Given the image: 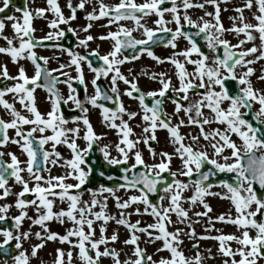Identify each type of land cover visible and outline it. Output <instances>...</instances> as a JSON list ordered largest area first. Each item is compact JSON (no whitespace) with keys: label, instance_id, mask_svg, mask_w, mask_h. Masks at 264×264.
Instances as JSON below:
<instances>
[{"label":"snow or ice","instance_id":"6c2138e0","mask_svg":"<svg viewBox=\"0 0 264 264\" xmlns=\"http://www.w3.org/2000/svg\"><path fill=\"white\" fill-rule=\"evenodd\" d=\"M0 14L10 7L12 0H0ZM91 0H79L76 6H73L72 0H68L67 7L71 10V16L65 17L58 3V0H47V4L54 16L56 17L50 22V27L59 29L60 24H68L70 20L76 19L78 10L85 9ZM205 3L215 6V15L205 12L206 16H213L214 23L210 20L200 17L193 20L188 14V10L193 7L203 9L204 3L195 4L192 0H143L137 3L136 0H119L114 5L104 3V0H98L99 11L94 7L86 16L89 21L98 20L107 17L109 24H118L117 31H110L106 36L100 39H111L114 41L112 50L105 55H101L98 50H94L89 55L95 56L102 63L98 67L93 66V62L88 55H80L67 49L68 55L71 57V65H74L78 76L76 79L80 84L85 85L87 93V85L83 75L81 62L86 61L88 68L95 74V78L91 81L95 87L93 95H85L81 100L77 90L72 85V77L68 73L63 72L65 65H61L60 69L48 70L43 65H47L48 58L38 56L35 51L40 41H36L33 33L35 29L32 26L33 14L27 7V0L23 8L16 7L15 11L22 14L21 18L15 15L0 16V39L6 41L7 46H0V54L11 57L13 63L19 60L27 59L32 62L35 67V74L29 77L25 68L21 66L18 75L9 74L7 65L0 66V76L4 80L16 81L12 86L0 88V106L5 109L10 120L0 118V147L8 143L20 146L21 150L26 153L27 160L23 162L15 153H7L10 157V163L3 160L5 153L0 151V200H5L10 196H15L13 204H0V256L4 257L2 264H31L32 258L38 256V252L45 246L47 241L59 240L60 243H68L74 249H78V259L82 264H101L102 257H109L113 264H204L206 257L199 251L193 256H187L181 247L183 240L181 239V229L174 232L168 230L167 225L172 223L171 215L175 214L180 222L183 223L188 219V211L182 206L185 199L183 193L190 188L193 194L187 198L192 205L201 204L205 212H197V216H208L212 208L205 202L207 196H219L221 199L231 201L235 208V217L231 215H220L216 219L221 222L236 225L240 230L239 236L217 235L215 237H200L201 239H216L219 241V252L227 257L223 264H258L260 259H264V89H258L254 86L251 77L254 74V68L251 67L256 61L264 60V0H246L244 8H237L235 11L238 17H232L233 26L225 28L220 19V5L217 0H205ZM170 4V7L164 5ZM181 6L183 14H181ZM255 6L256 12L253 13L252 19L255 23L248 22L244 16V9L252 10ZM46 9L38 8L35 10L36 15L43 16ZM171 14L172 19L166 20L165 14ZM155 15L157 19L154 21L156 28L148 27L144 22L145 18ZM6 21H11V27L14 32L13 37L4 34ZM121 21H132L133 28H129L120 24ZM169 23H175L176 28L167 27ZM185 24L195 28L196 31L189 32L185 30ZM92 27L91 23L83 29L87 32ZM142 30L144 39H136L133 37V31ZM69 32L75 34V29L69 28ZM226 32H234L237 37L243 34V39H239L237 44H232L228 39L224 38ZM157 33L170 34L165 40L164 35ZM206 42L207 48L213 54L211 63L210 56L206 54L198 46L194 37H200ZM65 36L63 30L55 33L49 32L44 39L59 40ZM184 37L191 45L182 52L174 53L169 58L170 62L175 65L178 70L177 75L180 81V87L174 89L183 95L177 99H173L175 104V112L179 114L184 112L188 119V124L198 125L200 127L203 139L210 141L213 150V157L222 158L223 162H219L216 158H210L206 150H197L191 144L184 143V136L180 134V126L185 123L183 119L179 124L173 126L167 113L163 112L162 99L156 97H165L171 88V81L161 79L162 88L157 91L148 93L141 92L137 83L130 81L120 70V65L129 59L135 60L139 58L137 53H133L131 57L123 55L126 49H138L139 53H147V55L160 63L163 61L160 57L154 55L150 49V44L165 42L166 46L173 49L177 47L178 38ZM259 39V46L255 41ZM92 35L86 36L79 40V46H88V42L92 41ZM18 42V43H17ZM252 43V47L244 49L243 45ZM222 49V53H221ZM258 53V55H257ZM193 54L198 56L192 59ZM183 56L185 62L182 63L177 57ZM254 56L255 59H248ZM123 57V58H121ZM43 62V65L41 64ZM194 66L193 72H188L185 64ZM243 69L237 71V69ZM53 72H61L67 79L62 81L68 87V96L65 99L56 87L61 81ZM111 75L110 95L108 91L102 90L97 85V80L101 77L107 78ZM163 74H161L162 76ZM259 80L264 81V75ZM43 80V83L40 81ZM232 80L236 82L235 91H230L226 86V82ZM123 81L126 85H130L125 95L136 99L142 108V119L147 124L143 132L146 134L143 143L148 144L149 139L156 140V129H167L172 142L177 145L175 153L180 157L183 168L177 172L170 169L172 156L167 152L160 153V162L154 164H146L139 150L134 152L135 162L130 167L122 169L120 179L123 181L114 187H106L100 185L98 190L88 189L91 193V200H84L82 186L86 184L91 175L92 168L82 167L87 164L86 157L92 151L94 144L103 137L98 135L88 118L89 107L101 109L103 120L109 128L118 129L121 135L120 142L115 145L116 150L122 158H114L110 155L109 145L100 148L104 159L111 165L127 164L130 159V153L136 148L140 140H133V129L129 126L128 121L124 120V115L131 120L140 113L128 112L123 101L119 99V89L117 82ZM45 88L49 93L51 110L46 114H42L37 107L35 97L36 89ZM219 87V91L216 88ZM203 89V92H197L200 97L194 103H190L187 107L181 101L189 99V91ZM133 93L138 95L133 96ZM8 94H12L13 102L5 99ZM153 98L151 106L146 102V98ZM112 101L116 107H107L104 102ZM18 102L24 111L29 115H24L15 106ZM69 102L75 105L76 109L81 112L80 116L72 117L71 120L66 119L61 111V104L67 105ZM227 105L224 107V105ZM254 105H259L258 109H254ZM207 108L212 114V119L204 115V109ZM245 110V111H242ZM251 115V120L247 117ZM120 123L117 124L116 121ZM85 126L83 137L80 136V123ZM213 122L225 125L224 129H214L211 132H205L204 126ZM255 122V123H254ZM69 123L76 124V127L68 128ZM30 125L31 128L27 132L23 126ZM15 130V138L8 135V130ZM51 132L50 135L46 134ZM39 133V137L35 134ZM235 135L239 138L240 143L232 139ZM82 138L86 142V147L81 149L77 144V139ZM191 139L196 142L199 137L193 136ZM51 142V151L44 150V146ZM59 144L66 145L72 152V158L65 161L68 171L63 176L48 175L45 177L44 172H49L48 164L56 165L61 157V153L56 150ZM230 150V155H224L225 150ZM153 157L156 156L154 149H149ZM55 157V159H53ZM143 166V170H137L138 166ZM206 165H211L205 171ZM27 172L29 179H25L23 173ZM168 172L172 177L171 181L162 175ZM220 173L231 174L229 178L220 179L215 184L209 182L210 177H216ZM195 179H191L193 175ZM104 175L103 172L100 173ZM188 177L186 183L177 178V176ZM74 179L76 183H66L67 179ZM107 179H114L108 176ZM14 181L22 188L18 193H14L9 181ZM207 182V183H206ZM220 187L225 192H213L211 189ZM118 189L135 190L139 195H132L128 199L121 201L116 195ZM164 193L158 195V201L150 200V194ZM104 193L116 199V206L121 209L120 218L111 216L107 212V197L103 200L99 199ZM27 195H33L35 198L27 199ZM66 204L67 207H61L54 210L56 201ZM167 200V206H165ZM143 204V214H148L156 218V222L147 225V227H139L140 221L131 223L128 217L130 213L126 210L131 205ZM15 207L19 214L10 216L9 211ZM35 211V216H29L28 209ZM99 208L97 211L96 209ZM136 214H141L140 208L135 209ZM30 220L32 225H38L42 231L34 233L40 243L30 246L29 249L24 247L25 241L33 236L31 228L23 230L25 220ZM65 219L73 225L68 229L66 234L59 235L51 232L47 226V222L57 220L61 224ZM110 220H115L117 224L125 225L132 233L130 238L125 240L126 245L133 246L130 256L121 259V253L115 248L108 247L110 242H116L118 235L114 233L111 237H106V225ZM11 221V224L8 222ZM97 221H103L100 226V237L96 238V229L94 224ZM209 223L212 219L209 218ZM87 229V230H86ZM154 230L158 235H153ZM137 232L146 233L149 241L162 240V248L157 249L158 252L167 251V258L161 257L160 260L154 261L152 256L148 255L146 249L140 246V237ZM254 233V235H253ZM191 237H195L193 230L189 233ZM75 237V242L73 241ZM12 241H15L14 246ZM230 242H235L238 247L233 249ZM101 246L103 251H101ZM198 248V245H194ZM211 251V250H209ZM15 252V254H13ZM239 257V259H237ZM67 258V259H65ZM43 264V262H41ZM53 264H73V252L70 250L65 252L63 249L56 250V258Z\"/></svg>","mask_w":264,"mask_h":264},{"label":"rangeland","instance_id":"374dc122","mask_svg":"<svg viewBox=\"0 0 264 264\" xmlns=\"http://www.w3.org/2000/svg\"><path fill=\"white\" fill-rule=\"evenodd\" d=\"M143 2V0H136ZM119 0H104V3L109 4V5H114L118 3ZM193 3L195 4H200L204 3L205 7L203 9L199 7H193L188 10V14L192 17L193 20H198L200 17H204L205 19H208L214 23L213 16H206L205 12L212 13L215 11V6L212 4L205 3V0H192ZM217 2L220 5V13L222 15V20H223V25L224 27L231 28L233 26V20L230 19L232 17H238V13L235 11L237 8H244L246 0H217ZM29 3L34 4L35 8H44L46 9V18L43 20H37L35 21L34 28L38 29V25L44 26L45 29H47V25L49 24V21L55 19L54 14L50 11L47 10L49 8L47 4V0H29ZM58 3L60 4V7L63 11L64 16H68L69 13H71V10L67 7L68 0H58ZM79 3V0H72L73 6H76ZM0 6H2V3H0ZM93 7L97 9V12L99 11V4L98 0H91V3L87 4L85 9L83 10H78L77 12L79 15L76 17L74 20H70L68 24L63 25V29H69L67 27H72V29H76L79 31L82 30L83 28L87 27L89 23H91L92 27L90 28L92 30V36L96 38V40L99 39L101 36H106L110 31H117L118 29V24H109L105 22H99L96 23L94 21H89L86 19V16L89 12L93 10ZM171 6V5H170ZM169 6V7H170ZM34 8V9H35ZM256 12L255 6L253 7L252 10L244 9V16L246 17L248 22L255 23V21L252 19L253 13ZM17 12L15 11V8L11 7V12L8 13V15H15ZM181 14H183V9L181 6ZM6 15L5 13L0 14V16ZM157 19L155 15H151L147 18H145V23L147 24L148 27L156 28L157 26L155 25L154 21ZM165 19L166 20H171V14L166 13L165 14ZM42 21V22H41ZM11 21H6V28L4 30V34L9 36L10 38L14 36L13 29L11 28ZM121 24V22H120ZM111 26V28H109ZM124 26L133 28L134 24L132 21H128V23ZM167 27H170L172 29L176 28L175 23H169ZM65 29V30H66ZM80 29V30H79ZM138 33L136 31H133V36L136 38L138 37ZM86 36L85 33L80 34V37L84 38ZM141 38L143 39V35H141ZM224 38L232 41L233 43H238L239 39H243V34H241L239 37H237L236 33L234 32H226L224 34ZM138 39V38H136ZM18 43V42H17ZM113 43V42H112ZM256 45L259 46V39L255 41ZM177 47L173 49L171 46H164L161 47V49H156V52H153L155 56L160 57V59L163 61V63L158 62L155 64L156 69L158 72H161L164 70L168 65L164 63H171L169 58L173 56L174 53L182 52L185 49L189 48L184 39V37H180L176 41ZM0 46H7L6 41L3 39H0ZM207 47V45H205ZM244 49L252 47V43H248L247 45H243ZM213 55V54H212ZM258 55V53H257ZM10 56L5 55V54H0V66L2 65H9L11 66L12 60L9 58ZM182 63L185 62V58L182 56L177 57ZM213 56H210L209 63H211V59ZM248 59H255L254 56L248 57ZM251 67L254 68V74L255 73H262L264 72V60H258L256 63L251 65ZM128 106L126 105L125 108ZM129 112H131V108L128 109ZM176 112L175 109L173 110V115L175 116ZM178 116L183 115V119L185 121L186 117L185 113L180 112L177 114ZM213 117V116H212ZM124 120L128 121V116L126 115ZM129 121H132L129 120ZM176 122H179L178 119H176ZM225 126L219 125V127L215 124H211L209 127L205 129V132H211L214 129H221L223 130ZM182 132H185L187 138L189 141L192 143V145L197 149V150H206L209 154L210 158H216L219 160V162H223L222 158L220 157H213V150L210 146V141H206L203 139L202 134H200L199 130L193 129V131L189 130H184V128H181ZM167 135L164 132L157 131L156 132V144L154 146V150L156 151V158H154L152 161V164L159 163L161 157L160 153L162 152H167L172 156V161L170 164V169L171 171H176L179 173V171L183 168L182 161L180 157L175 153V148L177 147L172 141H170L167 137ZM197 136L199 137V140L194 142L191 137ZM131 138V137H130ZM120 137L117 136L115 132L110 131L107 129L106 136L102 140L101 147L104 145H109V150H110V155L111 157L114 158H122L120 156V153L116 150L115 145L120 142ZM133 139V138H132ZM233 140H236V142L239 144V138L236 137L235 135L232 136ZM52 147L48 148V151H51ZM57 151L60 152L59 148ZM139 150L142 154L143 149L137 144L136 148L133 149V151L129 154L130 159L128 163L131 165L135 162L134 158V152ZM224 155H230V150H225ZM6 156V154H5ZM62 157V156H61ZM55 158V157H53ZM63 163H57L56 165H52L49 163L48 168L51 170L49 172H44L43 175L47 177L49 174L52 176H63L65 175L70 169H68L66 166H63ZM24 167V166H23ZM85 167V170H87V166H82ZM25 179H29L27 172L23 173ZM184 182H188L186 178H181V176L178 178ZM74 179H67L66 183H76ZM9 186L12 187V190L14 193H18L19 191L22 190L21 186L19 184H15L14 181L10 180L9 181ZM84 186V185H83ZM88 189H93V190H98L99 187L97 188H91L87 186H84L82 188L83 190V199L84 200H91L92 196L91 193L88 192ZM213 192H218V193H223L225 192V189L220 188V187H214L211 189ZM193 194V189L190 188L189 190L185 191L183 193L184 200L182 201V206L188 211V219L185 220L183 223L180 222V219L175 215H171V220L172 223L168 224V230L170 232H174L176 229H181V239L183 240L182 248L187 256H193L196 251H199L201 254H203L206 259L204 261V264H223V261L227 259V257H224L220 252H219V241L216 239L208 238V239H201L200 237H215L217 235H230L234 234L239 236L241 234V230L234 224L231 223H226V222H221L217 220L216 218L220 215H225L226 217L231 215L233 218L235 217V208L232 205L231 201L227 199H221L219 196H207L205 197V202L209 204V206L212 208V211L208 213V216H197L196 213L200 212L203 213L206 211V209L203 208V206L199 203L192 205L190 202L187 201V198L190 197ZM116 195L120 197L121 201L128 199L132 195H139V193L135 190H125V189H118L116 192ZM164 195V193H162ZM107 197V212L109 215L116 217V219L120 218V212L122 211L116 206V199L112 196H110L108 193H104L102 196L99 197V199L103 200L104 197ZM16 197L10 196L6 198L5 200H0V204L3 203H9L13 204L15 202ZM165 206H167V200H165ZM61 207L66 208V204H61L59 200L56 201L55 208L54 210H59ZM140 208L141 214H136L135 209ZM143 204H134L131 205L128 209L123 210L126 211L127 213H130V216L128 219L130 220L131 223H135L136 221H140L139 227H147L149 224H153L156 222V218L148 215V214H143ZM97 211L99 208L96 209ZM29 216H35V211L32 208L28 209ZM19 212L18 210L13 206L10 211L9 215L10 216H15L18 215ZM209 218L212 219V223H209ZM103 224V221H97L94 224V228L96 229V238L100 237V226ZM47 226L51 232H56L59 235H64L66 234L67 230L72 228L73 225L70 221L65 219V222L61 224L57 220H52L50 222H47ZM1 227V226H0ZM106 227V232L104 235L106 237H111L114 233L118 235V240L116 242H110L108 247L115 248L117 251L121 253V259H126L128 256L131 255L133 246L131 245H126L124 243L125 240L129 239L131 236V232L126 227L125 225H120L117 224L115 220H110ZM31 228V231L33 232V236L31 237L30 240L25 241L24 247L26 249H29L30 251V246L40 243L39 240L36 239L34 233L37 231H42L40 226L38 225H32L30 220H25L23 224V230H29ZM87 230V229H86ZM193 230H195L196 236L191 237L189 233H191ZM153 232V235H158V232L154 230H150ZM140 237V246L144 249H146V252L148 255L152 256L154 261H159L161 257L167 258L169 256V253L167 251H161L158 252L157 249L162 248L163 246V241L162 240H154V241H149V237L146 233L142 232H137L136 233ZM254 235V233H253ZM73 241L75 242V237L72 238ZM3 240V237L0 236V241ZM15 244V241H12V245ZM231 247L233 249L237 248L238 245L235 242H230ZM194 245H198V248H194ZM103 247L101 246V251H103ZM60 248L63 249L65 252L72 251L73 252V264H82V262L78 259V249L72 248V246L68 243H60L59 240L55 241H47L45 243V246L39 250L38 256L35 258H32L31 264H53L55 258H56V250ZM211 250V251H209ZM3 257L0 256V264H2ZM67 259V258H65ZM239 259V257H237ZM9 264H12V261L9 259ZM101 264H113V261L109 257H102L101 258ZM258 264H264V259H260L258 261Z\"/></svg>","mask_w":264,"mask_h":264},{"label":"flooded vegetation","instance_id":"af4514ba","mask_svg":"<svg viewBox=\"0 0 264 264\" xmlns=\"http://www.w3.org/2000/svg\"><path fill=\"white\" fill-rule=\"evenodd\" d=\"M14 2L15 1L12 0V5ZM16 7L17 6H15L14 8L16 9ZM27 7L29 8V10L33 14L32 22H35L37 20H43L44 18L48 17L45 14L43 16L36 15L35 10L38 8H35L34 4L29 3V0H27ZM92 8H94V7L92 6ZM78 15H79V13L77 12L76 17ZM15 16H17L18 18H21V22H22V14L20 12H18V14ZM68 16H71V14L69 13ZM47 27L48 28L45 29L44 26L40 25L38 27V29H35V31H36L35 33H37L38 39L44 40V38L48 35L49 32L55 33L58 30H62L61 25H59V29L51 28L50 24H48ZM67 28H72V27H67ZM83 29L82 30L79 29L80 33L78 30L75 29V34H77V38H78V36H80V34H83V33H85L86 36L92 35L91 29H89L87 32L83 31ZM64 32L66 34L69 31H68V29H66V30H64ZM62 38L63 37H61L59 40H56V39L48 40V39H46L47 41H50L49 45L47 47L38 48L36 52H37L38 56H44V57L48 58L47 65H43V62L41 61V64L44 67H46L48 70L60 69L61 65L66 66L65 68L62 69V71L68 73V75L73 78L72 79V85L77 90V93H78L80 99L83 100L85 95L90 96V95H93L95 92V87L91 83V81L95 78V74L88 68L86 61L81 62V67L83 70L85 84L87 85V93H86L85 92V85L80 84L79 81L76 79V77L78 76V73L76 72L75 66L71 65V57L68 55V52L66 50L70 49L71 51L79 53L82 56L90 54L94 50H98L101 55H105L109 51L112 50V47H108V40H102L100 38L98 40H96L95 37L92 41L88 42L87 47L79 46V40L80 39H76L75 43L72 47H66L63 43ZM230 42L232 44H236V43H233L232 41H230ZM245 45H247V44H245ZM137 54L139 55L138 59H135V60L129 59L127 62L120 65L121 73L125 77H127L130 81L136 82L138 87L140 88L141 92H143V93H148L151 91H157L158 92L162 88L161 79H163L164 81L170 80L171 81V88L168 90L165 97H162V98L156 97V98L163 100V104H162L163 112L167 113L168 118L171 120V124L174 125L175 118L173 115V107L175 106V104L172 101H173V99L179 100V98L183 95L182 93H178V92L174 91V89L180 87V81H179V78L177 75L178 70L176 69L175 65L170 64V63H164V64L168 65V67H166L161 72H158L156 69V65H155L157 63V61L155 59L149 57L146 52H145V55H142V53H137ZM211 55H212V53L209 56H211ZM129 57H131V56H129ZM9 58L11 59V57H9ZM121 58H123V57H121ZM89 59L92 60V58H89ZM101 63L102 62H98V63L93 62V66L98 67V66H100ZM21 66H23L25 68V71L29 77H31L35 74L34 65L32 64V62L30 60H27V59L19 60L18 63L11 62V66H9V65L7 66L9 74L12 76L18 75V70ZM185 66H186L188 72L191 73L194 71V66L192 64L186 63ZM242 70L243 69H239V68L237 69L238 72L242 71ZM161 74H163V75L161 76ZM53 75L57 76L58 79L61 81V83H58L56 85V87L59 89L62 96L66 99L68 96L69 90H68L67 85L65 83H63L62 81L67 79V77L62 75L61 72H53ZM111 75L112 74L110 73L107 78L101 77L99 80H97V85L102 90L108 91L110 95H114L110 92ZM261 75H264V72L255 73L251 77V80H252L254 86L258 89H264V81H261L258 79ZM4 81L6 82L4 87L5 86H12L16 82V81H12V80H4ZM40 83H43V80H41ZM226 86L229 88L230 91H235L236 82L232 81V80H228L226 82ZM117 87L119 89V99L121 101H123L124 106H126V105L128 106L126 108L127 111L129 108H131V112L140 113V115H137L136 117H134L132 119V121L128 120L129 126L133 129V135L131 137L134 140H140L138 145L146 152L145 153V156H146L145 159L148 161H152L154 157H153L152 153L149 151V149L150 148L152 149V147L155 146L156 140L149 139L148 144L143 143V138L146 135L143 132V129H144V127H147V124L142 119L143 112H142V108L139 104V101L125 95V92L129 89L130 85H126L123 81H118ZM216 90L219 91L220 90L219 87H217ZM203 91H204L203 89H197L196 91L190 90L188 93L189 99L187 101H181V102L183 103V105L185 107H187L190 103H194L197 99L200 98L197 95V92H203ZM136 95H138V94L133 93V96H136ZM35 97H36V101H37L38 110L42 114H46L48 111L51 110L49 93L45 88H43V87L37 88L36 92H35ZM5 99L9 100L10 103L13 102L12 94H8L5 97ZM152 100H153V98H151V97L146 98V102L149 103L150 106H151ZM104 103L106 104L107 107H110V108L116 107V105L112 101H106ZM15 106L18 110H20L22 112V114L29 115L26 111H24V109L22 108V106L18 102L15 103ZM226 106L227 105L225 104L224 107H226ZM87 107H89L88 118H89V120L93 126L94 131L98 135H101L103 137L101 140L97 141V144H98L99 149H100V146L102 144V140L106 136L107 129H109L110 131L115 132V133H118V129H112V128H109L107 126V124L103 120V116L101 114V109L93 108V107H91V105H87ZM258 108H259V105H254V109H258ZM61 111L63 112L65 118L69 119V120H71L72 117L81 115L80 110L76 109L75 105L72 104V102H69L67 105L61 104ZM203 111H204V115L206 117H208L209 119H212L213 114L207 108H205ZM242 111H245V110L242 109ZM0 116L5 120L11 119L8 112L5 109H3L2 106H0ZM125 116L126 115H124V117ZM116 123L119 124L120 121L117 120ZM211 124H215L218 127H219V125H222V124H219L216 122H213ZM211 124L205 125L204 130L207 127H209ZM76 126L77 125L73 124V123H69L67 125L68 128H72V127H76ZM222 126H225V125H222ZM79 127L81 128L80 136L83 137L84 131H85V126L81 122L79 124ZM180 127L184 128V129L191 130V131H193V129L200 130V127L198 125L188 124L187 117H186L185 123L183 125H181ZM30 128H31L30 125L23 126V129L25 132L30 130ZM165 130L166 129L158 127L156 129V132L157 131L165 132ZM46 134L50 135L51 132L49 131ZM8 135L11 138H15V130L9 129ZM35 135L37 137H39L40 134L36 133ZM119 135L120 134H118L117 136H119ZM155 135H156V133H155ZM77 144L79 145V147L81 149H83L87 146L86 142L82 138L77 139ZM49 145H51V142L49 143ZM45 146H48V144H46ZM3 150H4V153L6 154V157H5L6 160L9 162H10V157L7 155V153H9V152L15 153L18 156V158L22 161V164H23V162H25V160L27 158L26 153H24L21 150L20 146H18L16 144L8 143L7 145H5L3 147ZM63 150L64 149L61 148V151H63Z\"/></svg>","mask_w":264,"mask_h":264},{"label":"water","instance_id":"95a60500","mask_svg":"<svg viewBox=\"0 0 264 264\" xmlns=\"http://www.w3.org/2000/svg\"><path fill=\"white\" fill-rule=\"evenodd\" d=\"M159 35H164L165 36V40L170 36V34H164V33H158ZM165 44V42H159L156 44H150L153 47H157L159 45H163ZM127 50V49H126ZM90 167L92 168V172H91V178L89 179V185L92 187L98 186V185H105L107 187H113V186H117L120 183H122L123 181L120 179L122 173V169L124 167H129L127 164H122V165H109V164H105V167H102L100 165V162L97 163V161H93L92 164H90ZM137 170H143V166L138 167ZM206 171V170H205ZM103 172L104 175L101 176L100 173ZM108 176H113L114 179L109 180L107 179ZM231 176V174H226V173H220L218 174L216 177H210V181L211 183L213 182H217L220 179H225V178H229ZM196 178V175L194 177V179ZM172 179V178H171ZM171 179L168 178V181L170 182ZM207 183V182H206ZM158 194H150V199H152L153 201H158Z\"/></svg>","mask_w":264,"mask_h":264},{"label":"bare ground","instance_id":"6f19581e","mask_svg":"<svg viewBox=\"0 0 264 264\" xmlns=\"http://www.w3.org/2000/svg\"><path fill=\"white\" fill-rule=\"evenodd\" d=\"M140 33H141V30H140Z\"/></svg>","mask_w":264,"mask_h":264}]
</instances>
